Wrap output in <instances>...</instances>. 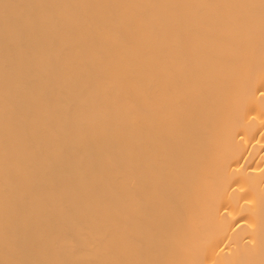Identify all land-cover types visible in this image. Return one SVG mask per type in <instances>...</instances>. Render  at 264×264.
Wrapping results in <instances>:
<instances>
[{"label": "bare ground", "instance_id": "obj_1", "mask_svg": "<svg viewBox=\"0 0 264 264\" xmlns=\"http://www.w3.org/2000/svg\"><path fill=\"white\" fill-rule=\"evenodd\" d=\"M0 264H264V0H0Z\"/></svg>", "mask_w": 264, "mask_h": 264}]
</instances>
